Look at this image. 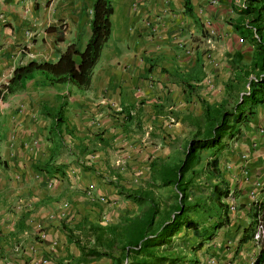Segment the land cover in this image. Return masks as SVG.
I'll return each instance as SVG.
<instances>
[{
	"label": "crops",
	"instance_id": "0c3cea01",
	"mask_svg": "<svg viewBox=\"0 0 264 264\" xmlns=\"http://www.w3.org/2000/svg\"><path fill=\"white\" fill-rule=\"evenodd\" d=\"M261 1L110 0L111 34L89 87L37 73L0 103V264H115L82 261L68 228L123 223L141 209L127 196L138 190L176 198L175 185L157 179L161 166L180 163L205 130V103L251 86L233 136L206 154L207 168L203 150L186 177L196 172L188 205L199 221L197 264H255L264 246L255 237L264 229V84L255 83L257 43L242 11ZM94 2L0 0V85L19 65L55 62L72 44L84 50Z\"/></svg>",
	"mask_w": 264,
	"mask_h": 264
},
{
	"label": "trees",
	"instance_id": "16d2710c",
	"mask_svg": "<svg viewBox=\"0 0 264 264\" xmlns=\"http://www.w3.org/2000/svg\"><path fill=\"white\" fill-rule=\"evenodd\" d=\"M257 3L259 0H256ZM262 3L248 6L242 12L248 16L249 35L256 41L254 67L261 70L255 83L264 84V0ZM259 5V6H258ZM113 10L110 0H95L93 6L92 34L84 50L70 45L55 62L31 61L15 68L8 83L0 85V103L10 94L24 88L27 80L42 73L52 83L70 82L79 87H89L95 65L101 57L103 47L111 34V14ZM78 57V59H77ZM251 86L249 94L240 96L232 110L223 104L212 107L205 103V130H199L189 142L185 158L178 164L162 165L157 179L161 185H175L178 194L175 201L162 212L153 190H138L128 194L141 205L140 211L124 220L121 224L102 225L84 224L82 234L68 228L69 235L82 250V261L110 257L115 264H163L169 258L160 252V247L170 241L173 236L186 227L198 229V222L189 214L188 184L196 172L186 177L188 171L201 163L203 150L214 149L217 153L224 148V138L232 137L237 121L248 112L249 100L254 98ZM261 100H253L257 103ZM215 160V159H214ZM215 161H213L214 163ZM208 166V165H207ZM216 170V168H214ZM259 211L264 221V202ZM264 245V235L261 238ZM264 261V246L255 264Z\"/></svg>",
	"mask_w": 264,
	"mask_h": 264
},
{
	"label": "rangeland",
	"instance_id": "374dc122",
	"mask_svg": "<svg viewBox=\"0 0 264 264\" xmlns=\"http://www.w3.org/2000/svg\"><path fill=\"white\" fill-rule=\"evenodd\" d=\"M237 101H240V95L237 91H233L229 95V100L227 103H222L225 108L232 110L235 106V103ZM214 149H208V151H205V168H207V162H206V154H208L207 158H210V155H215L213 153ZM208 174L205 172V178L207 179ZM208 181V180H206ZM167 189V188H164ZM162 189L161 193H155L154 191V197L159 202L162 212H164L168 206L175 201V197L173 194H170L168 190ZM189 187L187 189V192L190 191ZM209 194H207V189L205 190V201L207 202ZM205 202V203H206ZM198 208H196V211ZM212 210V209H211ZM208 210L207 206L205 208V230L212 228L214 223H211L212 218L214 215L212 214V211ZM137 214V213H136ZM202 213L200 211V218ZM191 216V214H189ZM194 220H197L196 222H199L196 217H194ZM210 222V225L208 223ZM104 225H109V223H102ZM83 230V229H82ZM187 234H183L182 236L174 239V241H170L169 243H166L160 247V253L167 256L169 259L165 261L163 264H197L198 261H196V254L195 251L197 248H199L200 245V231L195 232L194 237L191 236V233H193V229H188ZM82 236H85V233L81 232ZM193 238V239H192ZM200 241V242H199ZM199 242V243H198Z\"/></svg>",
	"mask_w": 264,
	"mask_h": 264
},
{
	"label": "built area",
	"instance_id": "2783aa9c",
	"mask_svg": "<svg viewBox=\"0 0 264 264\" xmlns=\"http://www.w3.org/2000/svg\"><path fill=\"white\" fill-rule=\"evenodd\" d=\"M101 200H105V197H101ZM263 235H264V229L263 230H260L259 232H257V234L255 235V237H256L257 240L258 239L260 240L263 237ZM42 236L44 237L45 234L42 233ZM42 264H51L49 258H44L42 260Z\"/></svg>",
	"mask_w": 264,
	"mask_h": 264
}]
</instances>
